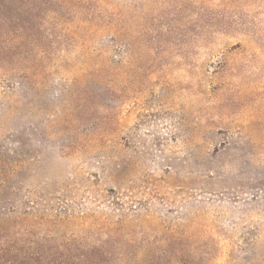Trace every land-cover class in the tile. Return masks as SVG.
Here are the masks:
<instances>
[{
    "label": "rangeland",
    "instance_id": "1",
    "mask_svg": "<svg viewBox=\"0 0 264 264\" xmlns=\"http://www.w3.org/2000/svg\"><path fill=\"white\" fill-rule=\"evenodd\" d=\"M0 264H264V0H0Z\"/></svg>",
    "mask_w": 264,
    "mask_h": 264
}]
</instances>
